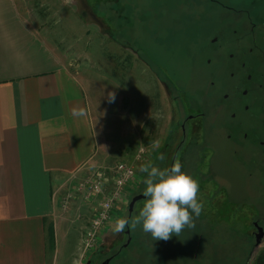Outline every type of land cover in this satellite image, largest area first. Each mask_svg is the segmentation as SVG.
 <instances>
[{
    "label": "rangeland",
    "instance_id": "obj_1",
    "mask_svg": "<svg viewBox=\"0 0 264 264\" xmlns=\"http://www.w3.org/2000/svg\"><path fill=\"white\" fill-rule=\"evenodd\" d=\"M61 3L58 9L40 7L39 3L34 5L35 12H40L42 21L46 19L42 28L55 31L54 38L62 37L55 43L62 50L69 49L73 65L89 68V77L96 84L101 82L97 97L102 116H110V95L124 107V133L113 134V139L134 137L130 131L138 122L135 143L115 152L108 161L112 165L126 160L136 168L138 185L130 191L124 210L116 213L117 218H130L145 202V198L138 200L129 215L131 198L144 189L145 174L139 167L156 159L158 153V157L163 155L169 120L175 111L174 99L184 104L182 100L189 103L194 97L192 88L199 71L196 63L202 54L194 51L195 40L204 45L212 27H227L226 19H218L219 11H227L210 0ZM252 130L251 124L246 129L251 138L264 141V121L261 133ZM218 131L205 125L197 132L203 155L199 157H203L201 172L186 171L198 181L199 200L204 206V214L194 228L185 230L180 239L174 236L168 241H153L139 228L128 229L129 234L127 228L114 233L112 224L103 233L100 246L87 255L77 249L81 236L77 233L75 245L64 251L62 264H100L107 257H111L109 264H251L264 249V237L255 246L253 225L257 222L264 227V165H260L264 158L259 161L258 143H234L225 138L226 132L220 135ZM140 147L146 152L136 159ZM153 163L165 167L160 159Z\"/></svg>",
    "mask_w": 264,
    "mask_h": 264
},
{
    "label": "crops",
    "instance_id": "obj_2",
    "mask_svg": "<svg viewBox=\"0 0 264 264\" xmlns=\"http://www.w3.org/2000/svg\"><path fill=\"white\" fill-rule=\"evenodd\" d=\"M61 2L75 4L0 0V264H62L77 233L81 251L94 204L79 193L66 208L62 201L76 181L111 166L115 152L138 135L136 121L134 137L113 139L124 133V107L109 102L110 116H102L101 82L73 65L69 49L55 43L61 36L41 27L46 19L34 5L58 9ZM74 109L84 114L73 115Z\"/></svg>",
    "mask_w": 264,
    "mask_h": 264
},
{
    "label": "flooded vegetation",
    "instance_id": "obj_3",
    "mask_svg": "<svg viewBox=\"0 0 264 264\" xmlns=\"http://www.w3.org/2000/svg\"><path fill=\"white\" fill-rule=\"evenodd\" d=\"M210 1L227 11H219L218 19H226L228 25L212 27L204 45L195 40L193 49L202 54L195 62L199 71L194 97L189 103L182 100L184 104L174 99L162 149L164 166L179 162L184 172H201L197 132L205 125L218 129L220 135L226 132L225 138L234 143H258L259 161L264 158V141L246 131L252 124V133H261L264 121V0Z\"/></svg>",
    "mask_w": 264,
    "mask_h": 264
},
{
    "label": "clouds",
    "instance_id": "obj_4",
    "mask_svg": "<svg viewBox=\"0 0 264 264\" xmlns=\"http://www.w3.org/2000/svg\"><path fill=\"white\" fill-rule=\"evenodd\" d=\"M110 102L114 96L110 95ZM82 110H73V115L82 116ZM161 161L164 156L158 157ZM139 171L145 174L142 192L145 202L130 218H117L112 226L114 233L125 229L139 228L150 235L153 241H168L174 236L195 227V222L204 214V206L199 200L200 185L197 180L181 170L179 162L160 167L151 160L142 164Z\"/></svg>",
    "mask_w": 264,
    "mask_h": 264
},
{
    "label": "built area",
    "instance_id": "obj_5",
    "mask_svg": "<svg viewBox=\"0 0 264 264\" xmlns=\"http://www.w3.org/2000/svg\"><path fill=\"white\" fill-rule=\"evenodd\" d=\"M146 152L137 150L136 159ZM138 185L136 168L131 162L120 160L108 167H100L75 182L72 190L62 201L66 208L68 200L79 193L83 199L94 204L92 216L82 234V252L87 255L100 246L103 233L117 218L116 213L126 207L130 191Z\"/></svg>",
    "mask_w": 264,
    "mask_h": 264
},
{
    "label": "water",
    "instance_id": "obj_6",
    "mask_svg": "<svg viewBox=\"0 0 264 264\" xmlns=\"http://www.w3.org/2000/svg\"><path fill=\"white\" fill-rule=\"evenodd\" d=\"M142 198H144L142 194L135 195L131 198V201L129 202V205H128L129 215L132 213L135 203ZM253 225H254V228L256 229V231L254 233L255 246L258 247L260 245V243L262 242V239L264 237V228L262 226H259L257 222H254ZM125 232H126V234H129L128 229ZM128 242H129V240L127 241V243ZM109 261H110L109 259H106L103 262H101L100 264H109Z\"/></svg>",
    "mask_w": 264,
    "mask_h": 264
},
{
    "label": "trees",
    "instance_id": "obj_7",
    "mask_svg": "<svg viewBox=\"0 0 264 264\" xmlns=\"http://www.w3.org/2000/svg\"><path fill=\"white\" fill-rule=\"evenodd\" d=\"M51 232H52V229H50L49 231L50 237H52ZM251 264H264V249L261 250V252H259V254L256 255V257L254 258Z\"/></svg>",
    "mask_w": 264,
    "mask_h": 264
}]
</instances>
